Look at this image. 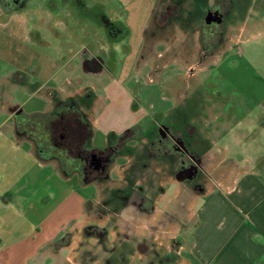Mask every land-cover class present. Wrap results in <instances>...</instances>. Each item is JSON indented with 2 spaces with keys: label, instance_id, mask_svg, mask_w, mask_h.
<instances>
[{
  "label": "crops",
  "instance_id": "1",
  "mask_svg": "<svg viewBox=\"0 0 264 264\" xmlns=\"http://www.w3.org/2000/svg\"><path fill=\"white\" fill-rule=\"evenodd\" d=\"M229 1L232 5V12L230 11L229 16L225 20V26L236 31V35L233 31H228V35L229 33L231 34L228 36V38L230 37L229 43L234 41L239 43L245 40L243 38L249 36V33L259 31V26L264 24V0H261L263 1V6H258V0ZM83 2L86 8L99 11L103 20L115 25L119 29V32L112 35L110 30L105 31L102 29L95 22L96 20H94L93 16L83 14L70 0L62 2L63 6L68 8L69 15L56 11L54 16L62 23L64 31L68 34V38H66L67 42L59 44L60 49L56 53V62L59 64L58 68L67 67V60H70L74 54V58L86 54L87 57L101 56L105 59L106 66L104 69H101V63V70L92 71L85 67L83 68L91 75L98 74V76L93 77L97 84L103 85L104 90L108 91L104 95L105 98L109 96V92H114L115 96H121L123 100L117 106L118 109H121V112L131 118L128 125L124 124L122 127L116 128L106 119L109 107L105 106V104L99 105L100 99L99 95L94 94V84L84 85L71 94L63 93L60 95L59 91L48 87L49 83L47 79L40 83H30V76L34 70L35 72H41L44 65L47 66L48 64L53 69L54 58H49L45 60V64L40 63L38 65L36 62L41 59L35 53V55L29 57L28 65H25V67L18 66L19 69L12 71L9 76L0 77V79L7 80V84L10 86L15 85L25 89L29 92L30 96L42 93L41 98L43 99L44 97L46 109L37 113H52L58 101H73L76 107L85 115L90 128L93 122H96V124L100 123L106 135V140L111 135L119 136L124 132L123 130L137 125L142 130L151 127L153 123L151 116L154 114L159 115L161 122L170 124L177 129L192 127L196 136L212 147V157L209 163V170H211L212 176L204 184V194L191 196L189 201L183 199L180 201L183 207L189 202V212L187 215L184 209V216L181 215L182 213L177 215V226L174 229L177 230V233L181 234L187 227H185L186 223L188 227L192 224L190 225V244L188 247L181 241V235L180 260L188 261V264H192V260L196 264H264V167H260L264 159L262 156L256 158L255 153H253L255 156L252 158L253 161L246 156L239 162L235 161L227 155L228 145L219 146L213 144L209 142L210 137L208 136L210 131H212L214 135L211 132V136L214 137L216 134L215 138L219 139V132L225 130L230 134L229 137L234 146L245 147L247 145L253 149L260 148L258 146V139L264 133V119L261 118V116L264 117V109L261 110L256 119L251 120L250 116H247L246 113L239 115L240 111H237V113L226 112L225 108H228L226 105L220 107L208 103L204 104L200 100L201 95L191 94L188 98L185 97L179 84H176V80L186 82L188 79H191L198 70L197 67H194L196 64L199 65L201 61L213 58L216 52L220 51L215 50L213 55L202 57L200 32L195 37V39L198 38L199 40V49H195L193 52L186 50L184 52L187 57L190 54L196 55V58L197 56L199 57L198 63L194 61L186 66L187 76L185 77H182V75L177 76L176 73L163 72L162 69H157L154 64L155 57L159 58V53L156 54L155 52L159 48V45L165 46L166 50L177 47L164 45L165 42H158L153 52H149L150 55L147 58L144 54L140 57L142 51L145 52L146 50L143 49V40L151 21L156 0H131L125 7V11L128 14L125 25L116 22L114 19H109L104 11L106 8L102 3L91 4L88 3V0H83ZM214 2L215 0H206L205 7H210ZM51 7V11L55 9L54 4ZM145 7L148 8L147 11ZM25 8L26 5L17 7L12 12H7L0 2V28H7L14 19L22 17ZM253 10L255 14H252ZM88 20L92 21V23H89ZM86 25H88V29ZM27 29L28 27L25 28V31L29 32V34L26 36V41L32 44L34 41H32L30 34L35 33V30L30 29L29 31L28 29L27 31ZM114 30L116 31V29ZM51 31L55 34V30L51 29ZM100 34L107 36L111 42H119L121 38L127 37L129 45L128 47L124 46L125 58L123 61L125 62L119 70L117 68L114 69L113 60L115 57L113 55H111L110 60H108L109 58H105L109 52L92 54V50L96 51L97 48L100 49L96 39ZM151 35H153V39L159 38V36L163 39V36L159 33ZM74 43H77L79 46L75 51L73 49ZM181 51L183 52L184 50ZM139 59L143 60L142 63L138 62ZM171 61L178 62L179 59L169 57L165 60L167 63ZM146 66H149L148 70L145 69ZM150 70L152 73H149ZM15 72L25 73L26 82L23 84L15 83L12 79ZM146 76L152 80L156 78L159 81L168 83L163 89L165 94L162 103H150L151 98L149 97L151 96L146 100L142 98L140 100L135 99L134 94L128 89L127 85H132L133 91V86L139 84V81L143 78L145 79ZM172 79L174 80L171 81ZM5 86L2 80L0 92H4ZM33 87H35L34 91L31 89ZM140 93V90L139 92L136 90V96L140 95ZM1 96L2 94H0V101ZM209 99L206 96L205 100ZM138 101L141 103H138ZM145 102L146 105L143 104ZM97 106H102L98 113L95 111L97 110ZM19 108V106L15 105L2 106V101L0 104V110L6 114V117L0 120V195H5V198L0 196V206L13 205V207L22 211L27 207L40 211L45 210L55 197L56 192L51 186L55 180L60 183H71L70 181L78 177L80 187L93 186L96 191V196H88L86 198H83L75 191H69L57 206L52 208L40 220L36 234L25 236L24 233L16 231L17 238L10 241L4 240L5 238L0 239V264H55V261L59 258H68L66 255L69 254V250L73 247L72 245L79 241L77 237L87 235V228L96 225L91 221L92 219L88 222L87 213L90 214V217L93 216L96 206L103 199V191L106 190L108 192L114 186L112 184H102V181L98 180L83 183L77 172L65 175L56 159L40 157L35 143L18 135L15 130L14 113L16 110H20ZM215 108L221 112H218L216 115L212 114L211 117L208 116V110L215 111ZM95 115L99 116V121L91 122L92 117ZM234 117L235 121L233 120ZM200 118H204L208 129L205 138L199 134V130H196L195 123L199 122ZM140 123L142 124L140 125ZM219 124L227 125L219 127ZM251 143L253 146H251ZM8 152L12 154V158L10 159L4 156ZM222 155L225 156L223 157L224 159L220 157ZM123 158L121 165L115 163L116 157L113 164L109 166L108 182H144V180H133L128 176L127 171L132 165L131 159H129L130 156L128 157V155H123ZM225 160H228V162L234 161V164H224ZM23 162L24 164L26 162L31 164L32 169L24 166ZM224 170H237L238 172L227 176L224 174L219 175ZM9 171L15 174L13 178L15 180H12L11 176L8 175ZM113 172H117L118 174L116 181L113 179ZM156 182H160L159 186L164 189V192L158 194L154 199L155 207L153 214L147 220L141 219V227L137 228L135 226V229H141L142 233H144L147 227L158 225V218L165 209L164 204L167 200L168 202L174 201V203L177 200L176 196L174 199L166 197V188L171 182L160 180V178ZM7 185L12 186L14 189L7 191L5 189L8 188ZM121 185L123 187L124 184ZM41 188H45V195H41ZM54 228L57 230L54 231ZM87 236L90 237L91 235ZM38 237L40 239H36ZM61 240L66 241L61 243ZM63 250H67L64 256L62 255ZM183 253L190 256L192 260L182 257Z\"/></svg>",
  "mask_w": 264,
  "mask_h": 264
},
{
  "label": "rangeland",
  "instance_id": "2",
  "mask_svg": "<svg viewBox=\"0 0 264 264\" xmlns=\"http://www.w3.org/2000/svg\"><path fill=\"white\" fill-rule=\"evenodd\" d=\"M4 1H6V3H10L8 2L9 0ZM65 1L67 0L12 1L17 7L24 4L26 5V8L23 10L24 14L22 17L14 19L9 27L0 28V77L9 76L12 71L19 69L18 66L25 67V65H28V61L30 59L29 57L31 55H35V53L41 59L36 62L38 65L40 63L45 64V60L49 58H54L53 69L49 67V64L47 66L44 65L41 72H35L33 69L34 72H32L30 76V83H40L41 81H46L47 79L49 83L48 87L59 91L60 95L63 93L71 94L76 91V89H79L84 85L94 84V94L99 95L100 99L99 105L105 104V106L109 107L107 110L108 117L106 119L109 120V122L116 128H120L124 124L128 125L131 118L125 113L121 112V109H118L117 106L118 104L120 105V102L123 100L121 99V96H115L114 92H109V96L105 98L104 95L108 91L106 92V89L104 90L103 85L97 84L95 78L93 77L98 76V74L91 75L83 68L84 58L87 57L86 54H82L77 58H74V54L70 60H67V67H63L62 69H60V67L58 68L59 64L56 62V53L60 49L59 44L61 42H67L66 38H68V34L64 31L62 23L57 17L54 16V14L56 11H58L64 15H69L68 8L62 4V2ZM70 1L73 2L72 0ZM130 1L131 0H88V3H102L106 8L104 11L109 19H114L116 22L125 25V21L128 19V14L125 11V7ZM190 1L191 0H156L151 21L143 40V49L146 50L145 52L142 51L140 54V57L143 56L142 54H144L147 58L150 55L149 52H153V49L158 42H165L164 45L177 47L166 50L165 46L159 45V48L155 51L156 54L159 53V58L155 57L154 64L157 69H162L163 72L176 73L177 76L182 75V77L187 76L186 66L188 64L194 61L195 63H198V56L196 58V55L190 54L187 57L184 52L185 50L193 52V50L199 49V40L198 38L195 39V37L197 36L196 34L201 31V24L204 17V13H198L196 11H192L193 9L188 8L189 5L187 4ZM260 1L261 0H258V6H263V1ZM176 2L181 3L182 12H180V19H172L171 21L165 20L164 22L159 23L160 18L157 15L159 10L163 8L165 4H174ZM162 3L165 4L162 6ZM53 4L55 9H52L51 11V5L53 6ZM7 6L10 7L13 5ZM147 9L148 8L145 7L146 11ZM252 14H255L254 10ZM89 23H92V21H89ZM159 24L160 26H158ZM162 25L164 27H161ZM27 27L29 31L30 29L35 30V33L30 34L32 41H34L32 44L26 41V36L29 34V32L25 31V28ZM86 28L88 29V25H86ZM51 29L55 30V34L57 35L52 33ZM229 30L231 29L228 27L225 28L222 42L215 49L220 51L216 52V55L213 58H210L209 60H203L199 63V65L196 64L194 67H197L198 70L191 77V79H188L186 82L175 79L176 84H179L181 91L184 92L185 97L187 98L191 94H198L201 95L200 100L204 104L208 103L220 107L222 105H226L228 106V108H225L226 112L230 111V113H237V111H240L238 113L239 115L246 113L247 116H250V119L253 120L254 118L256 119L261 110L264 109V24L259 26V31L249 33V36H245L243 38L245 40L239 43L236 41L229 43L230 37L228 38V36L231 35L230 33L228 35ZM232 31L236 35V31L231 30V32ZM158 33L163 36V39H161L162 37L160 36L159 38H152L153 35L151 34ZM96 39L99 43L100 49L97 48L96 51L92 50V54H103L104 52H109L105 58H109L108 60H110L111 55H113L115 57L113 60V66H115L114 69L117 68L119 70V68H121L125 62L123 61L125 58L124 46L128 47L129 45L127 37L121 38L119 42H111L107 36L100 34ZM226 46H228V48H226ZM78 47V44L74 43V51L77 50ZM222 49L224 50L221 51ZM181 50L184 51L182 52ZM161 56L162 58L160 59ZM169 57L177 58L179 61H171L169 63L165 62V60ZM142 61L143 60L140 59L138 60L139 63H142ZM145 69L148 70L149 66H146ZM149 73H152L151 70ZM2 80L4 82V86L6 84L4 87V92H0V94H2V106H19V109L25 114L45 111L46 108L44 97L43 99L41 98L42 93L30 96L29 92L25 89L15 85L10 86L7 84V80ZM2 80L0 79V87ZM173 80L174 79L171 81ZM139 82V84L133 86V91L131 88L132 85H127L130 92L134 94L135 99L137 98L140 100V98H142L143 100H146L149 96H151L149 97L151 98L149 101L150 103L157 104L163 102L165 94L163 89L168 83L159 81L156 78H153L152 80L148 78V76H146L145 79H141ZM136 90L138 92L140 90L142 96L141 93L140 95L136 96ZM206 96L210 99L205 100ZM110 103L111 105H109ZM138 103L141 102L138 101ZM143 104L146 105V102ZM101 107L97 106V110H95L96 113L100 111ZM218 112L221 111L215 108V111L208 110L207 115L211 117L212 114L216 115ZM233 115L235 116V114ZM4 117H6L5 112L0 110V120H2ZM204 118H200L199 122H196L195 125L196 130H199V134L205 138V136H207L208 129L206 127ZM261 118L264 119L262 116ZM233 120H236L235 117ZM92 121L98 122L99 116H93L91 122ZM141 124L142 123H140V125ZM73 125L76 136H78L80 142H83L85 139L86 130L78 122H75ZM225 125L227 124H219V127H225ZM90 129L92 131L90 147L100 151L104 150L107 146V140L100 123L96 124V122H93ZM129 129L130 128L123 131ZM211 132L212 131H210L208 134L210 137L209 142L219 146L228 145L229 148L227 149V155L229 158L239 162L246 156L247 158L251 159V161H253V153H255L256 158L262 156L264 159V133H262L258 139V146H260V148L253 149L247 145L245 147L234 146L231 138L229 137L230 134H228L225 130L220 131L219 134L217 133L219 135V139L215 138L216 134L214 137H212L211 134L213 132ZM129 144L134 146L136 143L131 142ZM251 146H253L252 143ZM6 151L7 149L5 150V153ZM22 152L24 153V151ZM4 156L9 159L12 158V154L9 152L4 154ZM216 157L218 158V156ZM220 157L223 158L225 156L222 155ZM123 159V156H119L117 157L115 163L121 165ZM227 163L234 164V161L228 162V160H225L224 164ZM22 164L27 166L28 169H32L30 166L31 164L28 162H26V164L23 162ZM260 167H264L263 161L260 164ZM235 172L238 171L224 170L220 172L219 175L224 174L227 176ZM8 175L11 176L12 180H15L13 179L15 177L14 173L9 171ZM112 176L116 181L118 178L117 172H113ZM160 180L171 182L166 188L167 198L174 199L175 196L178 197L177 191L181 188L179 183L174 181L172 178H161ZM70 182L71 183H60L57 180L52 182L53 185L51 184V186L56 193L55 197L51 200L47 206V209L45 210L40 211L35 210L32 207H27L22 211L20 209H16L13 207V205L0 206V239L5 238L4 240H13L17 238V234L15 233L16 231L24 233L25 236L33 235L34 233L36 234L38 232L37 227L40 220H42L52 208H55L57 204L63 199L65 194H67L69 191H75L83 198L88 196L93 197L95 195L96 191L93 186L86 188L80 187L78 183V177H75L74 180ZM112 186L122 187L120 182H112ZM7 187L8 188H5L7 191L9 189H14L10 185H7ZM45 192V188H41V195H45ZM0 196L5 198L4 194H1ZM167 202L168 200L166 203ZM184 209V212L187 214L189 212V202L184 205L183 210ZM167 210L169 211V207ZM184 212L181 210L182 216H184ZM87 214L88 222H90L92 219L91 221L94 222L96 226L104 227L105 225L110 224L109 230L102 234V241H100V238H91L87 235L83 237H77L79 241L72 245L73 247L69 250V254L66 255L68 258H59L55 261V264H104L105 259L108 256L105 249L109 248L114 243H117V238L120 239V236L117 235V232L119 231L116 229H111V222L113 223L116 221V216L112 217V214L106 217L98 216L96 218L95 214L91 217L89 213ZM136 216L137 215H135V217ZM190 225L188 227V224L186 223L185 227H187L181 233V241H183L187 247L190 244ZM136 226L137 228H139V226L141 227V219H137ZM55 230L57 229L54 228V231ZM140 230L141 229H136V232L141 233ZM90 235L92 236V234ZM36 239H40V237ZM65 253H67V250L62 251L63 256ZM182 257H187L189 260H192V258L186 253H183ZM193 261L194 260L191 261L192 264H196V262ZM180 263L188 264V261L180 260Z\"/></svg>",
  "mask_w": 264,
  "mask_h": 264
},
{
  "label": "flooded vegetation",
  "instance_id": "3",
  "mask_svg": "<svg viewBox=\"0 0 264 264\" xmlns=\"http://www.w3.org/2000/svg\"><path fill=\"white\" fill-rule=\"evenodd\" d=\"M12 1L9 0L8 5L17 7ZM72 1L83 14L93 16L95 22L105 31L110 30L112 35L119 32L115 25L103 20L99 11L86 8L83 0ZM227 1L230 3V9L226 13L224 6L216 5L217 0L210 7H205L206 0H191L187 5H189L188 8L193 9L192 11L204 13L202 23L205 22L207 14L211 13L212 17H218L219 21H213L210 24L212 26L219 24L226 28L225 20L229 16L232 6L231 2ZM176 4L182 12L181 3L176 2ZM23 5L18 7H23ZM97 61L101 63V69H104L106 62L101 56L87 57L84 60V67L96 71V67L101 66ZM151 117L153 123L145 130L137 125L130 128L134 130L130 135L124 136V132H122L119 136H109L106 146L109 152L95 154L101 161L99 169H95L93 166L91 156L94 154H91L90 157H81L78 161L83 173L88 172L93 175V181H102V184L107 185L112 184V182H108L109 166L113 164L116 157L128 155L132 164L127 171L128 176L133 180H144V182H120V184H124L123 187L117 186L108 192L103 191V199L95 209L96 218L112 214V217L116 216V221L111 222V229L119 231L117 235L120 236V239L116 240L117 243L105 249L108 256L104 264H181L179 254L181 234L174 229L177 226V215L181 213V210L183 212L184 208L180 201L182 199L189 201L191 196L204 194V184L212 176L211 170H209L212 147L198 138L192 127L177 129L170 124L161 122L158 114ZM131 142L136 144L131 146L129 144ZM72 148V143L65 144L66 150L70 151ZM187 172L192 173L191 178L181 181L176 179L178 173L184 175ZM159 178H172L181 185L178 197H176L177 203L170 201L164 204L165 209L158 218V225L147 227L144 233H136L137 219L147 220L154 212V199L158 194L164 192V189L159 186L160 182H156ZM135 215L137 216L135 217ZM109 227L110 224L104 227L89 226L87 235L92 234L91 238H100L102 241V234L107 232Z\"/></svg>",
  "mask_w": 264,
  "mask_h": 264
},
{
  "label": "trees",
  "instance_id": "4",
  "mask_svg": "<svg viewBox=\"0 0 264 264\" xmlns=\"http://www.w3.org/2000/svg\"><path fill=\"white\" fill-rule=\"evenodd\" d=\"M0 2L7 12H12L17 8L8 7V3L4 0H0ZM216 5L224 6L225 13L230 9V3L227 0H217ZM179 9L180 7L176 3L165 4L157 14L160 18L159 23L165 20L168 21L171 18L179 19L181 14ZM224 32L225 27L223 25L212 26V24H206L205 22L201 24L200 44L202 57L213 55L216 47L222 42ZM12 79L15 83L23 84L26 82V74L15 72ZM31 89L34 91L35 87ZM14 121L17 134L33 141L40 157L56 159L65 175L77 172L83 183H90L94 180V177L88 172L86 174L83 173L81 165L78 164L79 159L86 156L90 157L91 154L99 155L109 152L107 148L100 151L90 147L92 133L87 119L71 100L58 101L53 112L48 114H25L21 110H16ZM75 122L81 124L86 130L83 142H80L75 134L73 125ZM132 131L134 130H126L123 135H130ZM67 142L73 144V148L70 151L65 149ZM64 241L66 240H61V243Z\"/></svg>",
  "mask_w": 264,
  "mask_h": 264
},
{
  "label": "water",
  "instance_id": "5",
  "mask_svg": "<svg viewBox=\"0 0 264 264\" xmlns=\"http://www.w3.org/2000/svg\"><path fill=\"white\" fill-rule=\"evenodd\" d=\"M213 21L218 22L219 18L218 17H212V14L208 13L207 16L205 17V23L210 24ZM98 64H100V63L98 62ZM96 69L98 70V69H100V67L98 66V67H96ZM91 157H92V162H93L94 168L99 169L100 163H101L100 159H98L95 154L92 155ZM191 177H192V173H190V172H187L184 175H183V173H178L176 175V179L178 181H181V180L186 179V178H191Z\"/></svg>",
  "mask_w": 264,
  "mask_h": 264
}]
</instances>
